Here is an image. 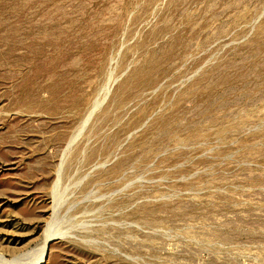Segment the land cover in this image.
Wrapping results in <instances>:
<instances>
[{
	"label": "rangeland",
	"instance_id": "1",
	"mask_svg": "<svg viewBox=\"0 0 264 264\" xmlns=\"http://www.w3.org/2000/svg\"><path fill=\"white\" fill-rule=\"evenodd\" d=\"M41 258L264 264V0H0V264Z\"/></svg>",
	"mask_w": 264,
	"mask_h": 264
},
{
	"label": "bare ground",
	"instance_id": "2",
	"mask_svg": "<svg viewBox=\"0 0 264 264\" xmlns=\"http://www.w3.org/2000/svg\"><path fill=\"white\" fill-rule=\"evenodd\" d=\"M46 243H47V241H45ZM44 246H46V244H44ZM45 248V247H44ZM44 248H42V249H44ZM44 251V250H43ZM42 256V255H41ZM37 264H43V261H42V258H41V260L39 261V262H37Z\"/></svg>",
	"mask_w": 264,
	"mask_h": 264
}]
</instances>
